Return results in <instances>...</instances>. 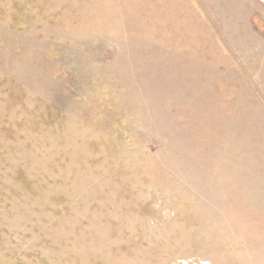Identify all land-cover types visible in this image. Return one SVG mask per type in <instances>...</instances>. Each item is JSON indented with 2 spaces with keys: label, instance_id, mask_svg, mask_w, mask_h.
<instances>
[{
  "label": "rangeland",
  "instance_id": "rangeland-1",
  "mask_svg": "<svg viewBox=\"0 0 264 264\" xmlns=\"http://www.w3.org/2000/svg\"><path fill=\"white\" fill-rule=\"evenodd\" d=\"M0 264H264V0H0Z\"/></svg>",
  "mask_w": 264,
  "mask_h": 264
}]
</instances>
